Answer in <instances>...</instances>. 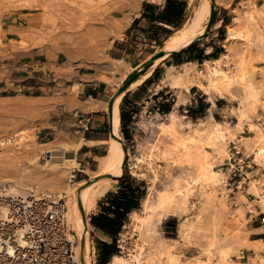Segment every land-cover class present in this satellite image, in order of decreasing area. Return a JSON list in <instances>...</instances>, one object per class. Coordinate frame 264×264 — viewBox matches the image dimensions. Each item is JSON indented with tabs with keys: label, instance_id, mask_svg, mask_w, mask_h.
Masks as SVG:
<instances>
[{
	"label": "bare ground",
	"instance_id": "bare-ground-1",
	"mask_svg": "<svg viewBox=\"0 0 264 264\" xmlns=\"http://www.w3.org/2000/svg\"><path fill=\"white\" fill-rule=\"evenodd\" d=\"M190 1L194 4L193 17L169 37L160 51L167 54L180 52L197 38L206 36L213 27L221 23L220 19L217 20L219 7L231 2ZM246 1L248 5L243 9V16L237 12L228 24V34L224 40L226 50L219 58L206 61L201 68L193 62L184 64L182 71L178 72H174L177 68L172 67L165 80L170 86L180 90L179 100H186L185 92L189 93L192 85L212 97L236 99L239 106L232 110L236 117L234 124L229 120L218 121L212 115L199 121L186 122L184 117L173 113L170 121L158 124L154 140L142 142L141 153L133 157L121 137V102L128 91L142 85L152 76L153 71L168 55L153 60L156 54H149L136 67L125 61H117L118 64L110 68L115 74H124V81H128L138 77L143 66L153 60L147 71L124 92L116 94L110 104L101 101L91 104V110L104 108L110 112L112 123L110 147L107 154L97 157L99 171L95 172L93 180L78 183L73 180L75 175L72 174V169L80 165L77 155L73 158L62 155L61 162H52L56 167L67 166L68 170L65 168L61 173L56 170L47 173L51 178L52 188L66 181L62 193L75 192L74 201L69 204L68 211H65V218L71 240L75 242L71 231H75L79 237L76 256L78 264H90L91 224L88 215L97 208L99 199L116 186L115 177L123 176L126 165L133 158L135 167L146 166L151 172V186L141 211L135 210L131 215L129 224L136 240L131 245H126L129 253L126 256L121 253L114 255L109 264H181L178 257L180 244H183L182 248L184 245L200 247L199 252L185 264H264V241L250 242L246 224L250 211L259 209L264 214V118L258 122L255 120L258 107L262 106L264 109V99H261L262 92L254 82L257 62L264 59V55L251 53L254 33L261 29L263 35L259 45L264 49V26L261 19L264 11L257 9L252 0ZM129 2L138 4V0ZM206 21H209L207 28L204 25ZM125 26L124 20L120 19L115 22L114 29L122 31ZM234 43L243 44L245 48L239 49ZM72 89L77 91L78 85H74ZM247 128L256 134L240 137L239 134H243ZM162 138L170 139L171 144L167 148L163 146ZM13 141L14 137H8L1 139L0 144L6 145ZM233 143L239 152L253 156V162L258 167L257 173L261 175L257 179L251 173L250 177L246 175L236 188L229 187L227 172L216 168L217 163L225 158H232L230 147ZM84 144L81 141L72 147L67 145L61 151L63 154L71 150L77 153ZM43 150L50 153V159L56 156L53 153L56 150L51 145ZM34 151L36 149L29 153ZM246 182L249 187L245 189ZM14 187L9 186L7 195L3 196L16 193ZM34 193L40 200L54 199L53 203L63 200L54 193ZM232 194H235V201ZM252 200L257 203L255 206ZM178 212L185 216L179 230L180 239H163L160 235L163 217ZM7 213L6 207L1 206L0 221L6 219ZM200 233L204 234L205 242L198 238ZM246 247L250 248V252L244 257ZM204 255L205 258L202 257ZM234 256L238 259H234Z\"/></svg>",
	"mask_w": 264,
	"mask_h": 264
},
{
	"label": "rangeland",
	"instance_id": "rangeland-1",
	"mask_svg": "<svg viewBox=\"0 0 264 264\" xmlns=\"http://www.w3.org/2000/svg\"><path fill=\"white\" fill-rule=\"evenodd\" d=\"M128 2L129 0H0V62H3L6 58L4 49L8 42L3 23L4 21H9V17L12 14L17 13L25 22L24 30L21 34L20 45L24 47L29 45L45 47L52 56L58 52L64 51L72 62L87 63L109 69L112 79H108L107 81H109L111 85H114L117 93L126 82L124 81L125 75L115 74L110 70V68L115 67L118 62L112 60L108 56V49L111 42L121 35V31L114 29L115 22L120 19L114 16L113 12L115 9L128 4ZM199 2L200 0H197V3ZM252 2L257 9L264 11V0H252ZM231 3L232 2L222 4L219 7L217 20L220 19L219 17L224 16V7H228L229 9L227 11H229L230 14L228 17L230 22H232L237 12L243 16V9L248 5L247 1L237 0L233 5H231ZM192 10L190 15L191 18L194 15V4ZM261 19L264 26V14ZM107 20L111 21L108 22ZM208 24L209 21H206L204 24L206 28ZM214 28L215 27H213L212 30ZM212 30L208 34H210ZM227 34L228 26H226V37ZM262 35V29L254 33L253 44L251 46L252 54L264 55V49H262L261 44V46L259 45ZM204 37L205 36H201L193 42L204 43L205 46H207L212 40L208 41L204 39ZM11 43L15 42L11 41ZM223 45V51H225L226 45L224 42ZM233 45L239 49L245 48V45L240 43H234ZM210 49L211 48H209V50ZM198 67L201 68L203 65L198 64ZM147 68L148 67L143 66L140 75L145 73ZM139 76L136 77V79L139 78ZM254 82L258 90L262 92L261 99H264V59L257 62ZM47 94L48 95L45 97L30 99L0 98V140L8 137H14L15 140L6 145H0V182L15 186L16 193L23 191L25 193L22 194L43 192L60 195V197L63 198V202L66 204L65 211L67 212L69 204L74 201L75 192L62 193V188L66 187V181L57 186L54 185L52 188L51 178L47 173L52 170L61 173L65 168L68 170L67 166L56 167V165L52 163L53 161H62V157L58 154L56 155V153L67 145L72 147V145L83 141V123L80 121L81 107L77 100L78 89L77 91H73L72 87H69L65 90L62 85H58V87H54ZM215 97L219 99V106L223 109L224 113L223 116L215 119L218 121L229 120L234 124L236 117L232 113V110L239 106V102L236 99L221 98L220 96H213L212 98L215 99ZM205 105L206 104L203 106L206 107ZM200 117L205 118L206 113ZM263 118L264 109L262 106H259L255 120L258 122L259 120L262 121ZM255 134V132L247 128L245 132L239 134V136H253ZM154 136L152 131H150L148 134L143 133V135L133 137V141H127L126 137L121 134L125 147L133 157L141 153V143L145 140H154ZM110 141L111 135L109 136L107 147H110ZM49 145L56 150L53 152L56 156L51 159L48 156L50 153L43 150ZM132 146L134 147L132 148ZM235 146V143L231 144L230 149L233 154L232 158H227V164L223 166L226 168L224 171L228 174L227 177L230 188H236L243 179V177L233 179L231 163L238 164L242 167L245 173L244 177L246 175L250 177L249 174L251 173L254 178H261V175L257 173L258 167L253 162V156H248L243 151L239 152L235 149ZM33 149H36V152L29 153ZM68 152L73 151L71 150ZM105 152L107 154L108 150ZM76 155L80 165L72 169V174L75 175L73 180L76 183L82 180H93L95 172L99 171L98 158L91 163H87V159H84L82 149L75 153V156ZM161 164L164 163L162 162ZM126 174L146 179L145 181H148L151 186V172L146 166L140 168L135 167V158L126 165L123 176ZM115 179L117 183L112 189H116L118 186L119 177H115ZM249 180L250 179H248V181ZM247 187H249V185L246 182L244 188L246 189ZM17 189H19L18 192ZM232 199L235 201V194H232ZM252 203L254 206L257 204L253 202V200ZM142 204L143 203H141V207L138 209L140 211L142 209ZM97 211L98 206L88 215L90 224L92 216ZM261 213L262 210L255 209L252 211V215L249 219H252L253 216L264 218V214L261 215ZM167 215L163 217L160 223L161 237L167 240L180 239L179 230L185 218L184 214L178 212ZM248 221L249 220H246V224ZM251 226L252 224L247 225V228L250 229ZM71 234L74 235L75 238L76 243L74 249L77 256L79 237L75 231H71ZM97 238L98 234L91 224L89 232L90 264H98ZM198 238L203 242L206 241L204 234H198ZM134 240H136V237L131 232V225L128 224L119 240L122 255L126 256L129 253L126 245H131ZM180 245L178 257L181 264H185L190 257L197 254L200 250V247L196 248L184 245V248H182L183 244ZM248 254L249 252H245L244 257ZM202 257L205 258L206 255ZM234 259L238 258L234 256Z\"/></svg>",
	"mask_w": 264,
	"mask_h": 264
},
{
	"label": "crops",
	"instance_id": "crops-1",
	"mask_svg": "<svg viewBox=\"0 0 264 264\" xmlns=\"http://www.w3.org/2000/svg\"><path fill=\"white\" fill-rule=\"evenodd\" d=\"M231 2L233 5L237 0H231ZM192 9L193 5L190 0H138L137 5L128 2L121 8L115 9L114 16L124 20L126 26L121 31V35L111 42L108 56L114 61H125L133 66H139L149 54L160 52L159 50L169 37L184 27L191 19ZM224 10V16L219 17L221 24L204 37L212 42H209L207 46L198 42V49L192 53H184L182 50L169 55L142 85L126 93L121 102V134L131 137L126 139L127 141H133V137L143 135V133L148 134L150 131L156 136L158 124L162 121H170L173 113L184 117L186 122L199 121L210 115L217 119L224 115L223 109L219 106V99L216 97L213 99L210 94L196 85L191 86L189 93L185 92L186 100H179L180 90L165 82L172 67H176L177 70L174 72H178V70L182 71V66L186 63L193 62L203 65L206 61L215 59L211 56L215 47L223 49L222 31L226 32V26L230 23L228 7H224ZM9 18V21L3 23L8 42L4 49L6 58L0 62V98L45 97L58 85H62L65 90L78 85L77 100L81 107L82 140L85 142L81 148L84 159H87V163H91L97 157L104 156L105 151L109 150L107 142L112 133L110 112L108 113L104 108L91 110L90 106L100 101L110 104L116 95L114 85L107 81L112 79L109 69L87 63L72 62L64 51L52 56L45 47L20 45L25 22L17 13ZM169 95H172L173 99L165 102L164 100ZM200 97H202L200 99L202 108L192 109L190 113H185L188 105ZM204 104L206 107L203 106ZM156 107H160L161 112L156 111ZM150 108L154 111L151 115L147 113ZM122 113L127 117L125 123H123ZM205 113V118L200 117ZM161 141L165 148L171 144L169 138H162ZM226 160L227 158L217 163L216 168L226 170L223 167L227 164L228 160ZM119 179L117 188L109 192L118 190ZM146 182L149 192L150 183ZM107 194L99 199L98 211L94 215L101 211L100 201ZM251 215L252 211L247 214V220H249L247 225L252 224L249 229V240L250 242L264 241V218L253 216L249 219ZM97 234L99 239L112 242V239L102 232L98 231ZM245 252H250V248L246 247L243 253Z\"/></svg>",
	"mask_w": 264,
	"mask_h": 264
},
{
	"label": "built area",
	"instance_id": "built-area-1",
	"mask_svg": "<svg viewBox=\"0 0 264 264\" xmlns=\"http://www.w3.org/2000/svg\"><path fill=\"white\" fill-rule=\"evenodd\" d=\"M201 98L190 103L185 113L199 109ZM172 99L169 95L164 101ZM156 111L161 112V108L156 107ZM153 112L151 108L147 111L150 115ZM230 165L233 179L244 178L240 165ZM9 186L0 182V205L8 212L6 219L0 221V264H78L63 200H40L34 192L3 196Z\"/></svg>",
	"mask_w": 264,
	"mask_h": 264
},
{
	"label": "trees",
	"instance_id": "trees-1",
	"mask_svg": "<svg viewBox=\"0 0 264 264\" xmlns=\"http://www.w3.org/2000/svg\"><path fill=\"white\" fill-rule=\"evenodd\" d=\"M222 32L223 39H225L226 32ZM192 44L183 52L192 53L198 49L199 43ZM222 51L223 49L215 47L211 57L215 59L219 58ZM201 108L202 104L199 109ZM122 119L123 123L127 120L124 113H122ZM125 137L126 139L131 138L128 135ZM147 192L148 186L145 180L126 174L119 179L118 190L109 192L100 201L101 211L92 216L91 224L95 232H102L111 238L112 242H106L97 238L98 264H109L114 255L121 253L120 236L124 232L125 226L130 222V214L141 207V203L146 198Z\"/></svg>",
	"mask_w": 264,
	"mask_h": 264
},
{
	"label": "water",
	"instance_id": "water-1",
	"mask_svg": "<svg viewBox=\"0 0 264 264\" xmlns=\"http://www.w3.org/2000/svg\"><path fill=\"white\" fill-rule=\"evenodd\" d=\"M214 13H213V19H214ZM212 19V20H213ZM206 36H208V35H206ZM205 36V37H206ZM194 43H196V42H194ZM193 43V44H194ZM192 44V45H193ZM191 46V45H190ZM189 46V47H190ZM189 47H187V48H189ZM186 48V49H187ZM185 50V49H184ZM173 54V53H172ZM169 56V55H171V54H167L165 51H160V52H158L155 56H154V58H153V60H156V59H159V58H163V57H165V56ZM167 56V57H168ZM152 60V61H153ZM152 61H150L149 63H147L146 65H145V67H148L150 64H151V62ZM136 79V77H134V78H132V79H129L128 81H126L124 84H123V86L119 89V91H118V93H116V94H121L122 92H124L128 87H129V85L134 81ZM60 155L61 157H62V155H65L67 158H73V157H75V153L74 152H66V153H64L63 154V152L62 151H58L57 153H56V155ZM60 160H61V158H60ZM119 178H121V177H119Z\"/></svg>",
	"mask_w": 264,
	"mask_h": 264
}]
</instances>
